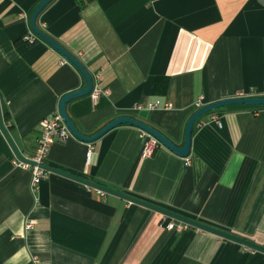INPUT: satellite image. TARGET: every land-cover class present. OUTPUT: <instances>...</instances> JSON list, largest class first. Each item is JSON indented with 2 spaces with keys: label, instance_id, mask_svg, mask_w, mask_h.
Here are the masks:
<instances>
[{
  "label": "crops",
  "instance_id": "0c3cea01",
  "mask_svg": "<svg viewBox=\"0 0 264 264\" xmlns=\"http://www.w3.org/2000/svg\"><path fill=\"white\" fill-rule=\"evenodd\" d=\"M40 1L0 0V113L23 157L60 97L85 85L30 30ZM35 24L99 91L65 105L84 135L126 115L181 146L196 99L264 96V0H51ZM139 134L120 124L92 142L54 138L44 162L264 246V106L198 117L185 158L161 144L141 158ZM14 159L0 132V264H264L262 253L188 225L168 231L161 214L55 173L32 194Z\"/></svg>",
  "mask_w": 264,
  "mask_h": 264
},
{
  "label": "water",
  "instance_id": "95a60500",
  "mask_svg": "<svg viewBox=\"0 0 264 264\" xmlns=\"http://www.w3.org/2000/svg\"><path fill=\"white\" fill-rule=\"evenodd\" d=\"M51 0H41L32 10L29 16V28L32 31L33 34H35L38 38L43 40L45 43H47L51 48H53L55 51H57L64 59H66L82 76L84 80V87L81 89L70 91L63 96L60 97L57 105V111L58 114L65 124L67 130L70 132V134L82 141V142H92L96 139H98L101 135H103L105 132H107L109 129L120 125V124H130L143 132H146L147 134L151 135L153 138H155L161 145H163L165 148H167L172 153L176 154L179 157L185 158L188 155L189 151V143H190V134L193 122L200 116L204 115L205 113L227 105H245V106H264V96H251V97H232V98H226L221 99L213 102L206 103L199 107L198 109L194 110L186 119L183 129V139H182V145L177 146L174 143H172L168 138H166L163 134H161L156 129L152 128L151 126L126 115H120L117 116L110 121H108L106 124H104L101 128H99L96 132H94L91 135H84L80 133L70 118L68 117L65 105L70 100L88 95L90 91L92 90V79L86 69L81 65V63L66 49H64L59 43H57L54 39L49 37L46 33H44L41 29H39L35 24V18L38 15V13L42 10L44 6H46ZM0 132L4 139L6 140L8 146L10 147L14 157L24 163H27L29 165H33L34 163L25 159L19 151L14 146L13 142L11 141L4 124L2 123V117L0 113ZM38 167L43 169L46 172L55 173L58 175H61L63 177L72 179L74 181H77L83 185H86L90 188H93L97 191L110 194L113 196H116L118 198H121L125 201H128L129 203L136 204L138 206L144 207L146 209H149L151 211H154L156 213L161 214L162 216H165L169 219L182 222L192 228L199 229L208 233H211L213 235H216L222 239L234 242L238 245H241L247 249H250L252 251H256L259 253L264 254V246L257 244L247 238L232 234L228 231L207 225L205 223H202L200 221L185 217L183 215H180L178 213H175L171 210H168L166 208L160 207L158 205H155L153 203H150L148 201H145L143 199L134 197L132 195H129L127 193L118 191L116 189L107 187L105 185L99 184L95 181H92L90 179L78 176L76 174L70 173L68 171H65L63 169L53 167L50 165H47L45 163L38 164Z\"/></svg>",
  "mask_w": 264,
  "mask_h": 264
},
{
  "label": "built area",
  "instance_id": "2783aa9c",
  "mask_svg": "<svg viewBox=\"0 0 264 264\" xmlns=\"http://www.w3.org/2000/svg\"><path fill=\"white\" fill-rule=\"evenodd\" d=\"M99 94L98 90H95L92 88L89 95L91 98H96ZM158 106V101H155L152 104L148 105V109H152ZM164 108H168L169 104L165 103ZM194 109H198L202 106V103L200 102V99H196L193 103ZM213 120V117H212ZM215 120V119H214ZM217 122V121H215ZM40 129H39V136L36 141V145L33 149V151L26 157L25 159L33 162V165H29L27 163L21 162L17 159H14L12 161V164L15 167H19L21 169H27L30 174V180H29V190L33 194L36 191L37 185L45 175L46 171L38 167V164L44 163V159L46 156V153L48 151V148L54 138H57L59 141H64L68 137H71L72 135L67 130L65 124L61 120L58 111L55 112L51 117L45 118L40 122ZM140 157H148L152 154L153 150L160 145V143L153 138L151 135L147 134L146 132H143L140 130ZM161 223L163 225V228L168 231H181L187 227L186 224L175 221V220H166L165 216L161 217ZM31 225L28 222H25V228H29ZM32 259L35 261V257H32Z\"/></svg>",
  "mask_w": 264,
  "mask_h": 264
},
{
  "label": "trees",
  "instance_id": "16d2710c",
  "mask_svg": "<svg viewBox=\"0 0 264 264\" xmlns=\"http://www.w3.org/2000/svg\"><path fill=\"white\" fill-rule=\"evenodd\" d=\"M156 83V82H155ZM154 90H157V83L154 85ZM45 163V162H44ZM165 219L168 221L170 220L169 218L165 217Z\"/></svg>",
  "mask_w": 264,
  "mask_h": 264
}]
</instances>
